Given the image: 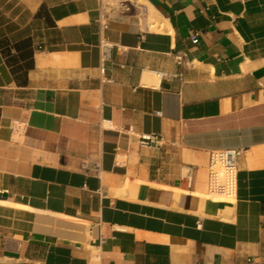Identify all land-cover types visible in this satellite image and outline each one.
Returning <instances> with one entry per match:
<instances>
[{
  "label": "crops",
  "instance_id": "obj_1",
  "mask_svg": "<svg viewBox=\"0 0 264 264\" xmlns=\"http://www.w3.org/2000/svg\"><path fill=\"white\" fill-rule=\"evenodd\" d=\"M131 1L0 0V264H264V0Z\"/></svg>",
  "mask_w": 264,
  "mask_h": 264
},
{
  "label": "built area",
  "instance_id": "obj_2",
  "mask_svg": "<svg viewBox=\"0 0 264 264\" xmlns=\"http://www.w3.org/2000/svg\"><path fill=\"white\" fill-rule=\"evenodd\" d=\"M103 26L106 22L102 23ZM194 36L193 40L196 41ZM103 60H107L110 55L111 44L105 40L101 42ZM178 64H187V55L178 52L175 55ZM161 76L164 72L159 73ZM180 77L182 73L178 74ZM120 131L137 134L141 145H161L164 142L162 135L157 133H137L133 125L122 126ZM241 151L234 148L216 149L210 152L208 167V189L211 193H222L227 196L235 197L238 187V159Z\"/></svg>",
  "mask_w": 264,
  "mask_h": 264
},
{
  "label": "bare ground",
  "instance_id": "obj_3",
  "mask_svg": "<svg viewBox=\"0 0 264 264\" xmlns=\"http://www.w3.org/2000/svg\"><path fill=\"white\" fill-rule=\"evenodd\" d=\"M139 4V6L142 8V11H143V7H146V5L148 6V3H147V1L146 0H143V2H140V3H138ZM140 8V9H141ZM139 9V10H140ZM138 10V11H139ZM144 11H145V9H144ZM143 11V12H144ZM148 11V10H147ZM146 12V11H145ZM148 20H149V23H150V25L152 26V27H158L159 26V19H158V17H157V15H155V14H153L152 13V10L148 13ZM143 81H144V83H146V84H151V83H157L158 81H159V76L155 73V72H146L145 73V75H144V77H143ZM127 180H128V178H127ZM129 181H130V179H129ZM128 181V182H129ZM135 181V180H134ZM133 181V182H134ZM143 181V180H142ZM142 181H140V182H142ZM137 182V181H136ZM131 184H133V183H131ZM138 184V183H137ZM129 185V184H128ZM136 185V184H135ZM158 185V184H157ZM159 186V185H158ZM163 186V185H162ZM157 187V186H156ZM165 187V186H164ZM166 187H169V186H166ZM123 188H125L126 189V187L124 186ZM122 188V189H123ZM128 188H129V186H128ZM119 189H120V187H119ZM125 189H123V190H125ZM208 197H210V198H215V199H217V200H222V201H226V202H231V201H233L234 199H235V197H231V196H227V195H225V194H222V193H209L208 195H207ZM148 201V200H147ZM4 203V202H3ZM21 207V206H20ZM36 211V210H35ZM88 226V225H87ZM73 227V226H72ZM90 242V241H89ZM96 255V254H95Z\"/></svg>",
  "mask_w": 264,
  "mask_h": 264
},
{
  "label": "rangeland",
  "instance_id": "obj_4",
  "mask_svg": "<svg viewBox=\"0 0 264 264\" xmlns=\"http://www.w3.org/2000/svg\"><path fill=\"white\" fill-rule=\"evenodd\" d=\"M136 1H137V0H132L130 4H132V5L136 4V3H137ZM140 2H143V0H139V1H138V3H140ZM151 28H155V27H152V26H151Z\"/></svg>",
  "mask_w": 264,
  "mask_h": 264
}]
</instances>
